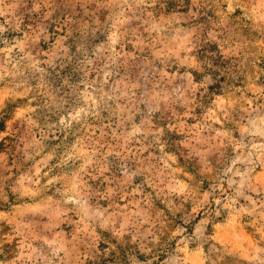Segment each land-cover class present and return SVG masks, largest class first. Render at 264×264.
I'll list each match as a JSON object with an SVG mask.
<instances>
[{"label": "rangeland", "instance_id": "374dc122", "mask_svg": "<svg viewBox=\"0 0 264 264\" xmlns=\"http://www.w3.org/2000/svg\"><path fill=\"white\" fill-rule=\"evenodd\" d=\"M0 264H264V0H0Z\"/></svg>", "mask_w": 264, "mask_h": 264}]
</instances>
